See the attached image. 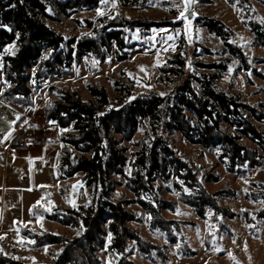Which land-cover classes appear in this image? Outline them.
I'll use <instances>...</instances> for the list:
<instances>
[{"label": "trees", "instance_id": "trees-1", "mask_svg": "<svg viewBox=\"0 0 264 264\" xmlns=\"http://www.w3.org/2000/svg\"><path fill=\"white\" fill-rule=\"evenodd\" d=\"M126 8H145L152 0H120ZM249 6L248 0H229ZM63 11L94 9L98 0H77L61 3ZM48 18V7L42 0H0V56L3 58V81L0 100L11 102L29 111L34 107L32 97L42 89V83L63 78L92 57L105 61L115 54L126 61V36L134 31L147 32L160 28H177L179 24L127 21L122 18L103 19L90 23L91 36L81 40H67L53 31L43 20ZM178 18V15H176ZM206 28L220 39L231 56L248 67V59L236 39L222 22L215 19H198L195 28ZM251 31L264 48V23H250ZM10 29V30H9ZM182 37L179 52L165 65L162 72L176 78V85L166 96L150 94L134 97L124 88L123 94L111 100L105 88L89 86L94 102H85L78 92L59 91L58 99L44 108V126L57 128L61 144L57 172L60 182L80 178V187L88 191L90 200L73 209H54L46 215L50 222L76 232L71 241L66 237L47 234L40 236L19 227L24 237L34 240L36 247L53 246L60 251L53 255L51 264H102L99 252L107 250L117 264H134L130 243L140 253L150 258L163 249L148 245L129 226L138 222L128 210L138 204L151 218L149 227L160 229L170 242H175L173 230L180 225L163 219L165 210L175 205L160 200L156 182L173 184L179 190L180 200L203 217L210 209L218 217L235 219L231 210L218 205L222 193L210 195L200 180L196 166L177 159L171 150L170 135L178 132L192 145L219 151V161L231 174H246L264 164V131L256 125L264 124V113L257 107L244 103L240 95L218 91L217 75L188 73V43ZM16 47L14 54L6 48ZM47 57V58H45ZM230 60L220 64L198 65L209 72H226ZM34 72V78L32 73ZM21 124H17L20 128ZM145 132L147 140L137 141V134ZM16 137L15 140H17ZM247 141L250 146L245 143ZM140 147L129 160L126 144ZM130 169V173L127 171ZM118 177L126 180V187L136 196V201L115 202L120 187ZM258 192L247 194V199L262 204L255 215L264 220V185ZM169 208V209H168ZM38 206L33 212L38 213ZM248 224L254 222L245 212ZM180 254L195 252L184 244ZM189 253V254H188ZM153 258V257H152ZM0 264H25L0 255Z\"/></svg>", "mask_w": 264, "mask_h": 264}, {"label": "rangeland", "instance_id": "rangeland-1", "mask_svg": "<svg viewBox=\"0 0 264 264\" xmlns=\"http://www.w3.org/2000/svg\"><path fill=\"white\" fill-rule=\"evenodd\" d=\"M42 1L48 7L49 15L48 18L43 17L44 22L67 40H81L91 36L93 30L90 29V23L97 25L103 19L113 20L117 17L127 21L155 22L163 26L173 23L180 26L162 27L147 32L134 31L126 36L129 47L126 61H120L114 48V54L105 61L87 57L80 65H74L63 78L54 77L43 82L42 89L32 97L34 107L29 111L35 113L33 118H39L40 112L44 115L45 105L56 101L60 90L78 92L85 102H94L88 92L89 86L105 88L111 100L120 97L124 88L134 97L168 95L177 80L164 74L162 70L179 52L182 37L188 41V73L217 75L218 91L240 95L245 104L257 107L264 113V48L249 27L250 23H264V0H248L249 6L239 2L231 4L229 0H198L196 6L200 19L218 20L233 32L235 45L242 49L248 59V70L239 59L231 56L225 44L208 33L206 28L194 27L189 37L185 35L184 24L176 22V15L179 16L183 9V0H175L176 6L173 0H152L145 8H126L120 0H108L107 4L98 0L99 6L94 9L67 8L65 12L60 4L77 0ZM113 4L116 6L113 7ZM98 12L104 14L98 15ZM169 36L173 38L169 40ZM10 48L12 51L7 53L14 54L16 47ZM227 60H230V63L224 73L209 72L198 66L220 64ZM2 62L3 58L0 56V81H3ZM141 68L144 71H141ZM34 75L33 72L31 77L34 78ZM256 125L264 131V124ZM24 129L34 134V142L38 137V128L30 125ZM54 129L59 137L58 129ZM169 137L175 157L196 166L206 191L210 195L222 193L216 199L219 207L231 210L238 217L232 220L218 217L210 209L200 217L195 209L180 200L179 190L172 183L167 185L158 180L154 186L158 189L160 200L176 206L171 208L173 210L163 211L162 216L165 221L180 225L179 232L173 230L177 241L170 242L160 229L151 231V218L138 204H132L128 210L138 222L129 226L148 245L163 249V252L154 253L147 258L135 244L130 243L129 260L134 264H264V220H258L255 216L261 210L262 204L247 199V194L258 192L260 185H264V164L246 174H231L219 161V151L192 146L178 132ZM136 138L137 141L147 140L143 131L139 132ZM126 146L129 149V160H133L134 153H137L140 147L137 143ZM127 173H130V169ZM117 181L120 187L115 193V202L136 201L135 194L125 186V178L118 177ZM79 182L78 177L63 183L59 181L57 189L45 193L38 206V213H34L33 209H25L22 205L18 209L19 215L17 210L14 216L9 213L7 217L9 207L1 202L0 237H4L0 239V255L25 264H51L53 255H56L60 248L48 246L38 249L35 243L29 242L32 240L21 234L19 227L40 236L52 234L71 241L77 236L76 232L48 221L46 215L56 208L73 209L90 200L88 191L81 189ZM73 204L76 207H73ZM245 212L250 213L254 222L247 223ZM184 244L188 247L186 251L189 249L196 255L180 254L179 249H183ZM217 247L223 250L217 251ZM98 256L102 264H117L114 256L107 250L99 252Z\"/></svg>", "mask_w": 264, "mask_h": 264}, {"label": "crops", "instance_id": "crops-1", "mask_svg": "<svg viewBox=\"0 0 264 264\" xmlns=\"http://www.w3.org/2000/svg\"><path fill=\"white\" fill-rule=\"evenodd\" d=\"M33 114L11 102L0 100V203L8 205L7 217L10 214L14 216L22 205L25 209L34 210L43 201L45 193L59 186L57 167L61 144L57 130L44 128L43 112L39 113V118H33ZM19 123L21 126L17 128ZM30 125L38 128V137L28 148L16 149L13 146L15 138ZM9 132L11 140L10 137L4 139Z\"/></svg>", "mask_w": 264, "mask_h": 264}, {"label": "snow or ice", "instance_id": "snow-or-ice-1", "mask_svg": "<svg viewBox=\"0 0 264 264\" xmlns=\"http://www.w3.org/2000/svg\"><path fill=\"white\" fill-rule=\"evenodd\" d=\"M103 3L107 4L108 3V0H102ZM196 2V0H183V9L180 11V15H179V18L181 19H188V16L186 15V13H191V14H194V12L192 11V5ZM173 3H174V6L175 5V0H173ZM116 5L113 4V7H115ZM104 13L103 12H98V15H103ZM190 23V21H189ZM10 30V29H9ZM173 37L169 36L168 39H172ZM14 47V46H13ZM12 51V48H6L5 49V52H11ZM47 58V57H45ZM141 71H144L143 68H141ZM11 137V132L7 133V136L4 137V139H7ZM41 187H45V186H41ZM39 203V202H38ZM73 207H76L75 204L72 205ZM46 211H50V209H45ZM2 238V237H0ZM30 243H35V241H29ZM245 249H246V245H245ZM217 251H222L223 249L217 247L216 249ZM229 255L231 256V253H229ZM234 259V257H233Z\"/></svg>", "mask_w": 264, "mask_h": 264}, {"label": "water", "instance_id": "water-1", "mask_svg": "<svg viewBox=\"0 0 264 264\" xmlns=\"http://www.w3.org/2000/svg\"><path fill=\"white\" fill-rule=\"evenodd\" d=\"M197 3H198V0H196V2L192 5V11L194 12V14L186 13V15L188 16V19H181V18H179V16L176 19L177 23H183L184 24V32H185V35L187 37H189L192 34L193 29L195 27V23L199 19V16H198L197 11H196ZM189 21H190V23H189Z\"/></svg>", "mask_w": 264, "mask_h": 264}, {"label": "built area", "instance_id": "built-area-1", "mask_svg": "<svg viewBox=\"0 0 264 264\" xmlns=\"http://www.w3.org/2000/svg\"><path fill=\"white\" fill-rule=\"evenodd\" d=\"M17 137V140H14L13 146L18 150L28 148L34 140V134L30 131H26L25 129L21 130Z\"/></svg>", "mask_w": 264, "mask_h": 264}]
</instances>
